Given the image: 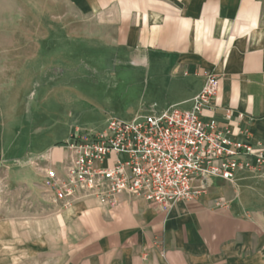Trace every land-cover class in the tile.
<instances>
[{
  "label": "crops",
  "instance_id": "obj_1",
  "mask_svg": "<svg viewBox=\"0 0 264 264\" xmlns=\"http://www.w3.org/2000/svg\"><path fill=\"white\" fill-rule=\"evenodd\" d=\"M62 1L70 19L81 21L67 35L114 53V63L131 68L125 76L152 93L161 112L190 110L204 73L216 74L219 94L204 120L228 123L235 138L248 130L264 152V0ZM12 51L0 42V264H264V179L249 171L232 183L198 181L204 194L169 210L127 197L111 211L95 201L51 205L35 161L61 171L62 144L84 130L26 115L42 112L52 121L55 112L41 105L63 92L71 106L73 90L64 80L75 73L73 54L60 59L64 65L59 57L43 64L39 45L33 59L16 63ZM58 124L69 130L64 141L54 136Z\"/></svg>",
  "mask_w": 264,
  "mask_h": 264
},
{
  "label": "built area",
  "instance_id": "obj_2",
  "mask_svg": "<svg viewBox=\"0 0 264 264\" xmlns=\"http://www.w3.org/2000/svg\"><path fill=\"white\" fill-rule=\"evenodd\" d=\"M203 76L190 110L170 107L132 121L111 118L101 131L76 132L62 144L66 157L59 163L61 171L46 160L41 166L37 159L50 204L62 210L95 201L111 211L127 197L169 210L200 198L205 188L195 183L207 178L232 183L239 172L249 171L264 179L263 147L252 143L248 130L235 138L228 123L204 120L219 94L220 79L213 72ZM232 114L226 110L225 117Z\"/></svg>",
  "mask_w": 264,
  "mask_h": 264
},
{
  "label": "rangeland",
  "instance_id": "obj_3",
  "mask_svg": "<svg viewBox=\"0 0 264 264\" xmlns=\"http://www.w3.org/2000/svg\"><path fill=\"white\" fill-rule=\"evenodd\" d=\"M71 10L62 0H0V42L11 47L13 61L17 63L20 57L27 61L33 59L39 45L43 64L55 57L61 61L64 56L73 54L75 73L64 80L73 90L71 106L63 98L66 94L63 92L41 105L42 111L55 112L50 116L52 121L42 112H28L26 118H35L46 126L55 120L76 122L84 131H101L106 127L107 119L132 121L138 116L161 113L162 108L156 105L152 93H144L142 84L132 83L125 76L131 68L114 63V53L82 35H67V29L81 27V21L70 19ZM64 62L59 63L64 65ZM46 69L57 71L55 68ZM116 69L119 74L113 76L111 72ZM76 97L85 100L80 102ZM53 133L58 141H64L70 134L61 124L55 126Z\"/></svg>",
  "mask_w": 264,
  "mask_h": 264
}]
</instances>
